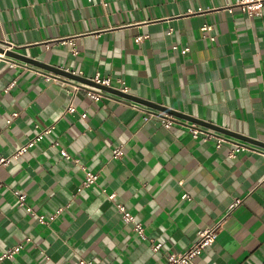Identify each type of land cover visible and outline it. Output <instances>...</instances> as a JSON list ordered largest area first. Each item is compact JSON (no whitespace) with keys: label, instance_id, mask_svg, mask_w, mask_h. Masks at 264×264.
<instances>
[{"label":"crops","instance_id":"obj_1","mask_svg":"<svg viewBox=\"0 0 264 264\" xmlns=\"http://www.w3.org/2000/svg\"><path fill=\"white\" fill-rule=\"evenodd\" d=\"M254 1L0 0V42L86 78L109 76L119 90L122 79L133 96L264 142V0L250 14ZM7 60L0 157L39 128L54 129L0 167V257L20 246L0 264H168L217 222L216 241L185 264H264V145L115 94L73 97L65 80H76ZM142 109L160 115L145 120ZM205 131L231 142L217 147ZM235 143L247 148L232 157ZM86 170L98 173L89 187ZM118 202L143 223L145 238Z\"/></svg>","mask_w":264,"mask_h":264},{"label":"built area","instance_id":"obj_2","mask_svg":"<svg viewBox=\"0 0 264 264\" xmlns=\"http://www.w3.org/2000/svg\"><path fill=\"white\" fill-rule=\"evenodd\" d=\"M261 8H262V2L260 0H256L253 3L249 4L246 9L250 14H255V13H260ZM211 30H212V25L206 24L202 27L203 32H209ZM204 35L207 36V34H204ZM140 39H143L142 36L137 38V40H140ZM211 39H214V36H211ZM13 47H14L13 44H9V45L5 46V49H13ZM187 50H188V48H184L183 52H186ZM2 60L8 61L7 56L4 53L0 52V61H2ZM45 78L48 81L52 80V79H56V80L59 79L57 76L52 75V74H48V73L45 74ZM90 79L96 83H99V84H102L105 86H110V87L112 86V80L109 76L104 77V76H100L99 74H97V76L90 78ZM118 83H122V86H120V90L127 93L128 87L126 85H124L123 80L118 79ZM65 84L70 87V90H71L73 97L79 91L86 92V94L93 100H100V99L105 98V97L106 98L112 97V93H109V92L102 90V89H99V88L92 87L91 85H87L84 83H80V82H76V81H72V80H65ZM67 110H69L70 112L75 111V107L73 106L72 103L69 104ZM142 110L147 112L143 116L145 120H149L152 116L160 115L158 112H155V111H149V110H145V109H142ZM14 115L15 114H13L12 116L14 117ZM85 115H86L85 113L82 114V116H85ZM165 115H166L165 116V118H166L165 124H166V126H170L173 123V119L169 117L171 115H169L167 113ZM11 121H12V118L7 120L8 123H10ZM187 126L189 127V130L192 133L193 137H197L199 135V133H201V131H202L196 124L187 125ZM39 129H40V131L33 138L28 140L22 146H19V148L14 150V152H12L9 156L0 157V167L7 165L8 163H10L12 161V159L18 158V156H20L22 153H24L29 147H32L37 142L41 141L47 134H49L53 131L54 126L51 124L49 126L39 128ZM211 136L217 137V147H221L222 144L226 141L231 142L228 137H225L222 134L214 135L213 133H211L209 131H205V139H208ZM246 148H247V146L242 144V143H235V147L233 148V150H231L229 155L234 157L237 155V153L241 152L242 150H245ZM61 152L63 153V155H67V152L64 149H62ZM123 153L124 152H123L122 144L113 148V156L115 158L121 157L123 155ZM97 179H98V173L93 172L91 170H86L83 185L85 187H89L92 184H94L97 181ZM184 197H189V195L184 194ZM109 198L113 199L114 196L110 195ZM239 201L240 200L237 199L231 205V207L235 206ZM20 204L26 205L24 196H20ZM116 206H117L118 210L122 213L125 221L127 223L133 224V226H134L135 230L138 232V234L142 238H145L143 223L138 222L136 220L135 215L132 214L126 208L125 204L118 202V203H116ZM26 207H27V210H29V211L32 210L31 207H29V206H26ZM59 211H57V213ZM55 214L51 215L49 217V219L54 220V218L56 216ZM46 219H47V217L44 214L39 215L40 221L43 222ZM219 226H220V222H217L214 224V226L199 230L198 231V237H197L196 241L194 242V244H192V246L182 254H178V255L171 254L169 257L168 264H185V263L190 262V260L192 259V257L195 254L199 253L205 247L212 245L216 241ZM161 245H162L161 242H155L154 244H152V247L154 250H158L161 247ZM19 250H20V246H15L14 248L3 253L0 258L10 257L15 252H17ZM80 264H89V263L87 261L81 259Z\"/></svg>","mask_w":264,"mask_h":264},{"label":"water","instance_id":"obj_3","mask_svg":"<svg viewBox=\"0 0 264 264\" xmlns=\"http://www.w3.org/2000/svg\"><path fill=\"white\" fill-rule=\"evenodd\" d=\"M4 45L7 46L8 44H7V42H3V40H2L0 42V52L4 53L7 57L15 58V59H18V60L21 59V61L31 62V63H35V64H37L39 66L48 67L51 70H53L54 72H56L57 74L65 75L68 78L74 79V80H76L78 82L94 86L96 88L105 90L107 92H110L112 94H115V95H118V96H121V97H124V98H127V99L135 100L137 102L146 104V105L151 106L153 108H158L160 110L166 111L167 113H173L174 115H177L179 117H184V118L190 119V120H192V121H194L196 123H199V124L205 125L207 127L219 130L220 132L228 134L230 136H233V137H236V138H240V139H243V140H247V141H250V142H253V143L264 145V142H261V141L255 140L253 138L247 137V136H245L243 134L228 130L226 128L211 124L209 122H206L204 120H200V119L192 117V116H188V115H186L184 113L177 112L175 110H171L169 108H166L164 106L158 105V104H156L154 102H151L149 100H145V99L139 98L137 96H133L130 93L123 92V91H121L119 89L96 83L93 80H91L90 78H86L84 76H81V75H79L77 73H73V72L68 71V70H65L63 68H59V67H56V66H50L48 64H45L44 62H41V61H38V60H34L33 58H30V57L25 56V55H23L21 53H18L14 49H5Z\"/></svg>","mask_w":264,"mask_h":264}]
</instances>
